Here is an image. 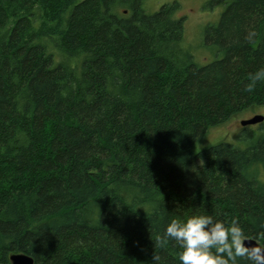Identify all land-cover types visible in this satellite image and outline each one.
<instances>
[{
    "label": "trees",
    "instance_id": "obj_1",
    "mask_svg": "<svg viewBox=\"0 0 264 264\" xmlns=\"http://www.w3.org/2000/svg\"><path fill=\"white\" fill-rule=\"evenodd\" d=\"M212 1L226 7L204 40L222 57L199 66L177 3L0 0V264H179L155 236L200 214L264 247V135L193 150L264 107V83L247 91L264 0Z\"/></svg>",
    "mask_w": 264,
    "mask_h": 264
},
{
    "label": "clouds",
    "instance_id": "obj_2",
    "mask_svg": "<svg viewBox=\"0 0 264 264\" xmlns=\"http://www.w3.org/2000/svg\"><path fill=\"white\" fill-rule=\"evenodd\" d=\"M258 83H264V67L250 74L247 91L251 92ZM245 239L235 219L226 224L211 215L200 214L187 219L172 218L163 234L155 236V243L165 247L175 242L181 249L177 253L179 264H239L240 258H246L249 264H264V248H249Z\"/></svg>",
    "mask_w": 264,
    "mask_h": 264
},
{
    "label": "rangeland",
    "instance_id": "obj_3",
    "mask_svg": "<svg viewBox=\"0 0 264 264\" xmlns=\"http://www.w3.org/2000/svg\"><path fill=\"white\" fill-rule=\"evenodd\" d=\"M177 3L179 8L176 18H184V34L181 46L188 51L193 61L199 66H206L222 54L217 52V47L207 44L204 40L205 30L209 25H217L226 5L212 0H144L143 10L147 14L157 12L165 4ZM231 118L224 124L210 129L206 137L194 146V152L207 149L219 143L232 144L239 149H245L250 143L255 142L264 135V121L256 125L242 126L243 120L251 119L256 115L264 116V107H255ZM247 129V130H246ZM246 130L248 138H240Z\"/></svg>",
    "mask_w": 264,
    "mask_h": 264
},
{
    "label": "water",
    "instance_id": "obj_4",
    "mask_svg": "<svg viewBox=\"0 0 264 264\" xmlns=\"http://www.w3.org/2000/svg\"><path fill=\"white\" fill-rule=\"evenodd\" d=\"M263 121H264V116L256 115L252 117L251 119L241 121L240 124L245 127L249 125H256ZM244 243L249 248H252V247L264 248L255 239H252V238H246ZM9 261H10V264H34L33 259L23 253L11 254L9 257Z\"/></svg>",
    "mask_w": 264,
    "mask_h": 264
}]
</instances>
